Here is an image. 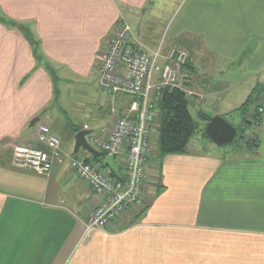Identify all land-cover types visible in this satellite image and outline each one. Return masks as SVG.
Here are the masks:
<instances>
[{
  "label": "crops",
  "instance_id": "obj_1",
  "mask_svg": "<svg viewBox=\"0 0 264 264\" xmlns=\"http://www.w3.org/2000/svg\"><path fill=\"white\" fill-rule=\"evenodd\" d=\"M167 4L177 12L166 46L188 53L192 113L225 117L264 86V0H0V264H264V113L249 127L253 149L214 148L198 133L185 153L158 161L154 149L145 207L104 229L85 226L98 199L69 165L70 156H92L74 153L72 128L91 130L87 141L107 135L110 106L130 99L101 91V46L118 20ZM59 117L63 160L44 175L13 166L15 144L47 150L37 124L55 134ZM114 162L122 170L123 157Z\"/></svg>",
  "mask_w": 264,
  "mask_h": 264
},
{
  "label": "built area",
  "instance_id": "obj_2",
  "mask_svg": "<svg viewBox=\"0 0 264 264\" xmlns=\"http://www.w3.org/2000/svg\"><path fill=\"white\" fill-rule=\"evenodd\" d=\"M163 43L150 48L133 40L131 26L124 20L115 23L99 52L98 73L101 91L112 101L117 94L131 97L124 115H115L107 135H93L89 144L113 157L122 156L125 180L110 175L109 170L82 157L70 156L69 165L97 197L85 226L106 228L132 207H142L146 180V155L151 134L157 127L155 101L164 87L176 88L187 96L197 95L189 87V74L184 70L188 53L171 47L162 53ZM264 99V95L261 96ZM262 111V108H259ZM111 112L115 108L111 105ZM35 137L47 150L27 143L12 148V164L17 168L44 175L54 161H62L60 138L47 123H38Z\"/></svg>",
  "mask_w": 264,
  "mask_h": 264
},
{
  "label": "trees",
  "instance_id": "obj_3",
  "mask_svg": "<svg viewBox=\"0 0 264 264\" xmlns=\"http://www.w3.org/2000/svg\"><path fill=\"white\" fill-rule=\"evenodd\" d=\"M0 21L4 22V19L0 17ZM12 24L16 25L15 23ZM21 29L25 30L23 26H21ZM187 67L188 60L184 66V70L186 72ZM118 95L130 98L128 103L120 110L114 106L115 115L117 114L118 116H121L126 112L131 101V97L123 93L117 94L116 96ZM262 95H264V86L260 84L256 85L247 95L245 100L233 110L238 113L240 112L241 120L239 123L233 124L237 130V135L233 142H231L230 146L232 148H255L257 144L256 135L254 133L247 135L245 132L251 124L257 125L261 122L264 113V99H262ZM116 96L114 98H116ZM189 97L191 96H187L179 89L164 87L161 91L160 98L155 101V110L157 112V127L155 130L157 136L154 148L156 153L155 158H157L158 161H160L163 156L168 154L185 153L188 142L200 130L202 132L201 136L204 139L209 140L204 132V127L211 117L204 112H197L193 114L188 103ZM254 104H256L255 107L252 108V111H250V107ZM259 108H262V111H259ZM109 110L111 112V106ZM110 114H112V112ZM198 120L203 121V128L199 127ZM72 130L75 133L79 131V128L74 127ZM98 151V156L91 154V159H84L87 162H91L101 168H105L102 165V160L107 154L102 150ZM120 172L122 173V178L119 180L123 182L125 180V176L123 174V170L120 169ZM109 173L111 176L115 177L111 171H109ZM145 205L142 206V208H144Z\"/></svg>",
  "mask_w": 264,
  "mask_h": 264
},
{
  "label": "rangeland",
  "instance_id": "obj_4",
  "mask_svg": "<svg viewBox=\"0 0 264 264\" xmlns=\"http://www.w3.org/2000/svg\"><path fill=\"white\" fill-rule=\"evenodd\" d=\"M174 10H175V6L167 4L166 6L161 7V9L158 12H156V13H153V12H150V11L147 12L146 14H144V17H142V18L139 16L141 14L140 13L138 15L139 17H137L138 19L132 18V19L129 20L130 23H129V21L125 20V22H127L131 26L133 40L137 41L138 39H136V38L141 37V39L145 40V42L146 41H150L151 43L152 42H156L157 43V42L162 41V43H163L162 53H166L168 48H169V46L172 45L170 33H171L172 28H173L174 17L176 16V12H177V10H176L174 12V14H172ZM132 27H133V29H132ZM133 30L135 31V33L137 35H139V37H136L134 35V31ZM156 34H157V38H154V39H151V40L150 39L149 40L144 39L145 37H147V39H148L149 36H151V35L155 36ZM143 35L145 37H143ZM166 45H169V46H166ZM97 68H98V63H97ZM97 72H98V69H97ZM98 79H99V73H98ZM249 83L250 84H248L246 87H252L255 84V81L254 82L253 81H249ZM225 85L226 84L220 86L219 84H216V85L214 84V86H212V88L218 87L220 89V87L222 88ZM239 86L240 85H238V87ZM70 90L71 89H69V95H72L73 92H71ZM76 93L79 96L82 97L81 99H83L84 97H85L84 99H86L88 97V91H85V92L76 91ZM224 95L225 94L223 92H221V96H224ZM255 105L256 104H254V105H252L250 107V111H252V108H254ZM112 107H114L113 103H112ZM208 113L211 114L212 112L210 111ZM112 116L115 118V114L114 113H113ZM224 116H225L227 121H229L231 123H234V124L239 123L240 120H241L240 112L238 113V112L233 111V110L230 113L224 114ZM51 119H52V117H51ZM65 122H66V120L63 119L62 117H59L58 121H56V119H53V123H54L53 125H55L57 127L56 130H55V134L61 139V141L64 140L65 131L67 129V127H66L67 125H65ZM198 123H199V127L200 128L204 127V124H203L202 120H198ZM64 128H66V129L64 130ZM155 129L153 131H155ZM249 130H250V128H248L246 130V132H245L247 135L250 134ZM201 134H202L201 130L198 131V136L201 135ZM151 141H152V139H151ZM151 141H150L148 152H147V155H146L145 170H146L147 164H148V162H147L148 157H151L153 155L154 149H155L154 148L155 147L154 144H152L153 141L152 142ZM207 144L211 145V143H209V142H207ZM230 145H231V143L230 144H226V145H224V147H219V148L228 149V148L231 147ZM214 146H215L214 148L217 147L216 145H214ZM80 152H83V149H81ZM107 170H109V169H107ZM122 170L124 172V162H123ZM146 175H147V171H146Z\"/></svg>",
  "mask_w": 264,
  "mask_h": 264
},
{
  "label": "water",
  "instance_id": "obj_5",
  "mask_svg": "<svg viewBox=\"0 0 264 264\" xmlns=\"http://www.w3.org/2000/svg\"><path fill=\"white\" fill-rule=\"evenodd\" d=\"M37 121L34 118L31 121L33 125ZM204 132L207 138L217 146H223L233 142L237 135L236 128L228 122L222 115H214L206 123L204 127ZM91 133L89 129H81L77 131L74 135V153H77L81 148L91 153L92 155H99V151L89 144L86 140V136ZM103 167L109 169L116 178L121 179L122 173L119 170L118 165L114 162V157L112 155H106L102 160Z\"/></svg>",
  "mask_w": 264,
  "mask_h": 264
}]
</instances>
